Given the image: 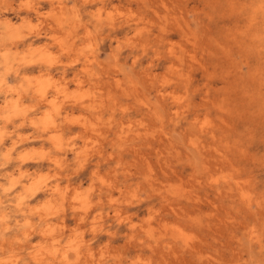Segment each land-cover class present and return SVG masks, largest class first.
Masks as SVG:
<instances>
[{
  "label": "clouds",
  "instance_id": "clouds-1",
  "mask_svg": "<svg viewBox=\"0 0 264 264\" xmlns=\"http://www.w3.org/2000/svg\"><path fill=\"white\" fill-rule=\"evenodd\" d=\"M0 264H264V0H0Z\"/></svg>",
  "mask_w": 264,
  "mask_h": 264
}]
</instances>
